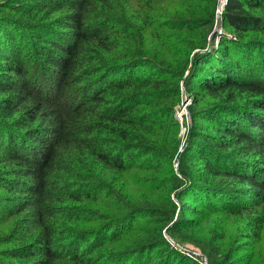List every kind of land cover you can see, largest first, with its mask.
Instances as JSON below:
<instances>
[{
    "label": "trees",
    "instance_id": "1",
    "mask_svg": "<svg viewBox=\"0 0 264 264\" xmlns=\"http://www.w3.org/2000/svg\"><path fill=\"white\" fill-rule=\"evenodd\" d=\"M218 6L0 0V264H248L264 243V0H228L217 41Z\"/></svg>",
    "mask_w": 264,
    "mask_h": 264
},
{
    "label": "rangeland",
    "instance_id": "2",
    "mask_svg": "<svg viewBox=\"0 0 264 264\" xmlns=\"http://www.w3.org/2000/svg\"><path fill=\"white\" fill-rule=\"evenodd\" d=\"M220 2L221 0H219V5H220ZM170 5V6H168ZM172 4L170 2H164V3H161L160 4V8H163V9H167V7H172L171 6ZM219 8V6H218ZM221 20L220 19L219 21L217 20V23H216V28L214 30V33L217 35V41L221 38V36H223V34H225L227 31L225 30L223 24L221 23ZM226 31V32H225ZM227 34V33H226ZM231 34L230 32L228 33V35ZM254 37V36H252ZM210 40H211V37H210ZM217 41H215V43H218ZM217 46V44L215 45ZM180 122V121H179ZM187 127V120H183V122L181 123L180 122V125H181V131H180V135L179 137L181 138L182 140V146H184V144L186 143V139H187V132L185 133V130L183 128ZM182 149H180V152H181ZM175 168H178V163L175 164ZM140 175V174H139ZM144 175V174H142ZM221 220V218H220ZM227 230H228V240L227 242L225 243V246L228 247L230 246L234 239L236 238L238 232H239V224L237 222L234 221H231L230 224H228V227H227ZM9 231L8 232H4V230H0V237H8L9 235ZM174 244V243H172ZM181 247L183 248H188V249H192V250H196L199 252L198 249L195 248V246L189 244V243H184L183 245H180ZM6 246H4L2 244V242L0 241V251H2L3 249H5ZM242 257H243V261L244 262H247L248 264H264V243L263 245H256L254 247V250L253 251H245L244 253L241 254ZM253 257V259H252ZM204 262V260H202Z\"/></svg>",
    "mask_w": 264,
    "mask_h": 264
},
{
    "label": "built area",
    "instance_id": "3",
    "mask_svg": "<svg viewBox=\"0 0 264 264\" xmlns=\"http://www.w3.org/2000/svg\"><path fill=\"white\" fill-rule=\"evenodd\" d=\"M227 3H228V0H221L219 8L217 10V20L218 21L221 19V16L223 14V11H224ZM191 103H192V99L190 97L184 95L183 99H182V103L176 112V117L181 123L183 122V120L184 121L187 120V122H188L186 128H184V126L182 124V126L185 130V133L188 132V127H189V124L191 123V116H190V112H189V107H190ZM174 245H176V244L174 243ZM176 247L178 248V250L182 251L183 253L191 255L193 257L199 258L202 256L201 253L196 251V250L183 248L179 245H176ZM203 260H204L203 264H207V259L203 258Z\"/></svg>",
    "mask_w": 264,
    "mask_h": 264
}]
</instances>
